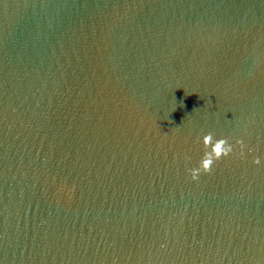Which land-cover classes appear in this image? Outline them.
<instances>
[{
    "label": "water",
    "instance_id": "1",
    "mask_svg": "<svg viewBox=\"0 0 264 264\" xmlns=\"http://www.w3.org/2000/svg\"><path fill=\"white\" fill-rule=\"evenodd\" d=\"M0 264H264V0H0Z\"/></svg>",
    "mask_w": 264,
    "mask_h": 264
},
{
    "label": "clouds",
    "instance_id": "2",
    "mask_svg": "<svg viewBox=\"0 0 264 264\" xmlns=\"http://www.w3.org/2000/svg\"><path fill=\"white\" fill-rule=\"evenodd\" d=\"M209 135H210V134H209ZM208 139H209L208 136H205V137L203 138V142H204V144H205L206 146L208 145ZM221 145H224L223 154H224L225 156H227L228 153L232 150V149H231V145H227V144H225V141H224L223 139L219 140V141L216 143L215 147H214V148H211V151H210V152L206 151L205 154H204L205 157H207V159L204 160V168H205V170L208 169V165L210 164L211 160L213 159V157H212V155H211L212 152H215V158L218 159V158L220 157V155H221ZM206 148H207V147H206ZM196 171H198V169H197V170H194L193 177H192L193 179H196V178H197V177H196V174H195Z\"/></svg>",
    "mask_w": 264,
    "mask_h": 264
}]
</instances>
